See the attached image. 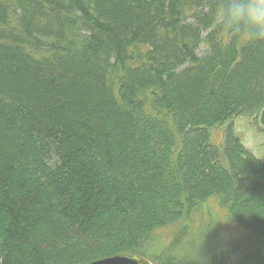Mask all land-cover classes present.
Returning a JSON list of instances; mask_svg holds the SVG:
<instances>
[{"label": "trees", "instance_id": "16d2710c", "mask_svg": "<svg viewBox=\"0 0 264 264\" xmlns=\"http://www.w3.org/2000/svg\"><path fill=\"white\" fill-rule=\"evenodd\" d=\"M224 2L0 0V264H177L151 241L209 200L264 245V159L233 129L264 131V42L226 39ZM236 250L203 264H264Z\"/></svg>", "mask_w": 264, "mask_h": 264}, {"label": "rangeland", "instance_id": "374dc122", "mask_svg": "<svg viewBox=\"0 0 264 264\" xmlns=\"http://www.w3.org/2000/svg\"><path fill=\"white\" fill-rule=\"evenodd\" d=\"M225 125L211 129L214 143H220ZM233 129L244 147L256 158L264 159V131L260 121L256 122L253 117L238 116L233 119ZM183 223L188 226L185 227L186 232L180 235ZM175 235L182 236L178 246L170 244L176 238ZM246 236L213 200H209L190 215L188 222L181 221L157 232L150 248L154 252L152 254L174 249L172 252L177 264H203L209 255L224 250L228 244L237 246V250L231 253L232 258L252 249L264 252L262 243L248 240Z\"/></svg>", "mask_w": 264, "mask_h": 264}, {"label": "clouds", "instance_id": "9594fccd", "mask_svg": "<svg viewBox=\"0 0 264 264\" xmlns=\"http://www.w3.org/2000/svg\"><path fill=\"white\" fill-rule=\"evenodd\" d=\"M213 22L230 41L264 42V0H225L216 9Z\"/></svg>", "mask_w": 264, "mask_h": 264}, {"label": "water", "instance_id": "95a60500", "mask_svg": "<svg viewBox=\"0 0 264 264\" xmlns=\"http://www.w3.org/2000/svg\"><path fill=\"white\" fill-rule=\"evenodd\" d=\"M85 264H152L140 255L118 254L101 259H97Z\"/></svg>", "mask_w": 264, "mask_h": 264}, {"label": "bare ground", "instance_id": "6f19581e", "mask_svg": "<svg viewBox=\"0 0 264 264\" xmlns=\"http://www.w3.org/2000/svg\"><path fill=\"white\" fill-rule=\"evenodd\" d=\"M156 258V257H155ZM161 262V261H160Z\"/></svg>", "mask_w": 264, "mask_h": 264}]
</instances>
